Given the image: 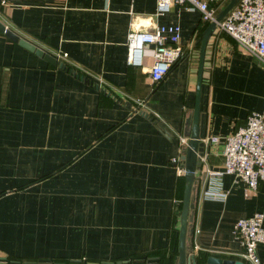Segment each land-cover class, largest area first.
Returning a JSON list of instances; mask_svg holds the SVG:
<instances>
[{
    "label": "crops",
    "instance_id": "crops-1",
    "mask_svg": "<svg viewBox=\"0 0 264 264\" xmlns=\"http://www.w3.org/2000/svg\"><path fill=\"white\" fill-rule=\"evenodd\" d=\"M156 4L0 3L6 27L63 63L53 65L0 32V264H163L170 258L185 188L170 159L185 151L179 137L188 141L192 130L201 38L210 23L181 6L156 15ZM171 23L181 28L185 54L153 85L149 53L141 66L127 64V36ZM137 100H144L139 109ZM263 105L264 67L215 28L204 54L205 143L188 215L187 246L195 257L243 263L234 228L264 214V184L248 192L224 175V203L199 195L204 171L223 167L224 138ZM214 136L217 143L206 142ZM257 255L264 264V248Z\"/></svg>",
    "mask_w": 264,
    "mask_h": 264
},
{
    "label": "built area",
    "instance_id": "built-area-1",
    "mask_svg": "<svg viewBox=\"0 0 264 264\" xmlns=\"http://www.w3.org/2000/svg\"><path fill=\"white\" fill-rule=\"evenodd\" d=\"M222 1L224 0H157L156 15L169 12L173 6L198 11L204 23L216 22V28L227 33L264 67V0H238L223 19L216 21ZM180 30L179 25L172 23L157 25L151 31L130 30L126 42L127 64L141 66L144 56L149 53L153 60L149 73L152 84L156 85L185 54L179 43ZM57 58L65 59L66 54L57 53ZM100 83L104 85L102 79ZM143 104L144 100H137V109ZM149 114L157 127L163 130L160 116L153 111ZM179 138L180 143L185 146L187 139ZM208 141L217 143L219 138L210 137L206 139ZM183 154L182 150L181 155L170 159V164L175 167L179 177L185 171ZM222 154V169L204 171L199 195L201 201L224 203L227 200L228 192L223 189L224 175H232L234 182L241 183L248 192H256L264 184V105L261 111L249 114L245 125L224 138ZM263 221L264 214L257 212L238 220L235 225L234 235L239 240L240 257L244 264H261L257 249L264 248ZM197 250L195 247L194 251ZM189 256L195 257L193 252Z\"/></svg>",
    "mask_w": 264,
    "mask_h": 264
},
{
    "label": "water",
    "instance_id": "water-1",
    "mask_svg": "<svg viewBox=\"0 0 264 264\" xmlns=\"http://www.w3.org/2000/svg\"><path fill=\"white\" fill-rule=\"evenodd\" d=\"M238 0H229L228 3L223 7V9L217 15L216 21H220L229 12V10L237 3ZM1 2V0H0ZM216 28V22L210 23L203 32L200 44V54H199V64L197 71V82H196V96H195V106L192 121V130L187 141L184 154L182 159L184 160V180L185 188L184 195L181 204V214L179 218V230H178V257L177 264H196V258L194 256H189L187 251L188 242V223H189V211L192 208V189L195 177V171L200 165L201 158L204 151V128L203 115L200 111V101H201V82H202V70L204 63V54L206 49V44L208 38ZM0 32L3 33L10 40L17 42L20 46L35 52L37 55L42 56L47 62L53 65L63 66L62 62H58L57 59L51 54L44 53L43 50L36 48L35 45L28 42L27 40L21 38L11 29L6 27V25L0 20ZM136 263V262H135ZM121 264V262L119 263ZM129 264V263H128ZM136 264H145V262H137ZM205 264H244L239 261H227L221 260L215 257H208L205 259Z\"/></svg>",
    "mask_w": 264,
    "mask_h": 264
},
{
    "label": "trees",
    "instance_id": "trees-1",
    "mask_svg": "<svg viewBox=\"0 0 264 264\" xmlns=\"http://www.w3.org/2000/svg\"><path fill=\"white\" fill-rule=\"evenodd\" d=\"M10 1L14 2V1H19V0H10ZM224 2H225V5L228 3L227 0H224V1H222L223 5H224ZM221 9H223V8H220L219 12L221 11ZM183 181H184V186H185V180L183 179ZM181 207L182 206L180 205V210L177 213V218L180 217ZM170 246H171L170 258L167 260L166 263L163 262V264H172V261L175 262V259H177V257H178V231H175L174 234H172ZM187 251L190 253L192 252V251H190L188 246H187ZM195 258H196V264H205V259L207 257L197 256Z\"/></svg>",
    "mask_w": 264,
    "mask_h": 264
},
{
    "label": "rangeland",
    "instance_id": "rangeland-1",
    "mask_svg": "<svg viewBox=\"0 0 264 264\" xmlns=\"http://www.w3.org/2000/svg\"><path fill=\"white\" fill-rule=\"evenodd\" d=\"M229 0H227V2H228ZM224 5H225V2H224ZM224 5H223V3L222 4H220V6H219V8H223L224 7Z\"/></svg>",
    "mask_w": 264,
    "mask_h": 264
}]
</instances>
